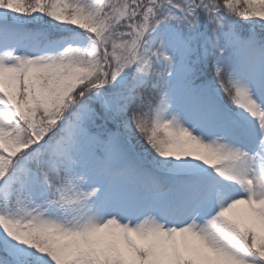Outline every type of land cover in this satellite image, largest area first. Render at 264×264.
Instances as JSON below:
<instances>
[{"label":"snow or ice","instance_id":"6c2138e0","mask_svg":"<svg viewBox=\"0 0 264 264\" xmlns=\"http://www.w3.org/2000/svg\"><path fill=\"white\" fill-rule=\"evenodd\" d=\"M0 264H264V0H0Z\"/></svg>","mask_w":264,"mask_h":264}]
</instances>
